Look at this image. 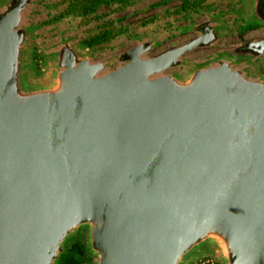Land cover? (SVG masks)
Returning a JSON list of instances; mask_svg holds the SVG:
<instances>
[{"label":"water","instance_id":"obj_1","mask_svg":"<svg viewBox=\"0 0 264 264\" xmlns=\"http://www.w3.org/2000/svg\"><path fill=\"white\" fill-rule=\"evenodd\" d=\"M29 4L0 11V264H59L82 229L95 264H183L205 245L222 264H264V61L257 79L233 61L165 74L217 39L205 23L107 73L64 41L52 82L31 88ZM251 16L264 27V0ZM233 53L264 57V38Z\"/></svg>","mask_w":264,"mask_h":264},{"label":"rangeland","instance_id":"obj_2","mask_svg":"<svg viewBox=\"0 0 264 264\" xmlns=\"http://www.w3.org/2000/svg\"><path fill=\"white\" fill-rule=\"evenodd\" d=\"M72 1L30 0L24 11L22 27L27 39L21 77L26 86L45 87L52 82L54 57L64 41L92 63L105 62L103 73H107L123 64L118 61L121 53L149 42L152 50L146 57H156L198 37L199 27L205 23L215 29L217 39L184 56L181 66L165 74L185 77L195 67L233 61V67L249 77L263 76L264 57L249 60L233 53L243 43L264 38V27L251 16V0H128L126 4L119 0H98L96 9L85 16L68 13ZM5 2L0 0V11ZM104 29H107L105 39L87 46ZM82 232L86 236L84 229L76 235ZM207 258L221 261L218 248L205 245L190 254L183 264ZM96 262V256L89 251L84 264Z\"/></svg>","mask_w":264,"mask_h":264},{"label":"trees","instance_id":"obj_3","mask_svg":"<svg viewBox=\"0 0 264 264\" xmlns=\"http://www.w3.org/2000/svg\"><path fill=\"white\" fill-rule=\"evenodd\" d=\"M119 2L126 4L128 0H119ZM97 6L98 0H73L68 7V13L73 16H85L91 14ZM106 35L107 29H104L102 33L88 41L86 43L87 46L92 47L100 40H104ZM89 251L85 234L82 232L75 235L70 239L67 251L60 259V264H84L86 258H88Z\"/></svg>","mask_w":264,"mask_h":264},{"label":"built area","instance_id":"obj_4","mask_svg":"<svg viewBox=\"0 0 264 264\" xmlns=\"http://www.w3.org/2000/svg\"><path fill=\"white\" fill-rule=\"evenodd\" d=\"M191 264H222V262L218 259L207 258V259H202L199 261L192 262Z\"/></svg>","mask_w":264,"mask_h":264},{"label":"flooded vegetation","instance_id":"obj_5","mask_svg":"<svg viewBox=\"0 0 264 264\" xmlns=\"http://www.w3.org/2000/svg\"><path fill=\"white\" fill-rule=\"evenodd\" d=\"M234 56L238 57V56H240V54L239 53H235Z\"/></svg>","mask_w":264,"mask_h":264},{"label":"bare ground","instance_id":"obj_6","mask_svg":"<svg viewBox=\"0 0 264 264\" xmlns=\"http://www.w3.org/2000/svg\"><path fill=\"white\" fill-rule=\"evenodd\" d=\"M162 74V73H161Z\"/></svg>","mask_w":264,"mask_h":264}]
</instances>
